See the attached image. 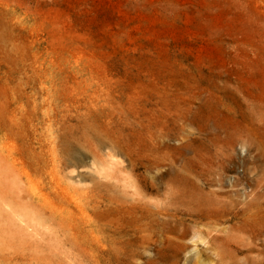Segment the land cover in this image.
Returning <instances> with one entry per match:
<instances>
[{
    "label": "rangeland",
    "instance_id": "rangeland-1",
    "mask_svg": "<svg viewBox=\"0 0 264 264\" xmlns=\"http://www.w3.org/2000/svg\"><path fill=\"white\" fill-rule=\"evenodd\" d=\"M0 264H264V0H0Z\"/></svg>",
    "mask_w": 264,
    "mask_h": 264
}]
</instances>
